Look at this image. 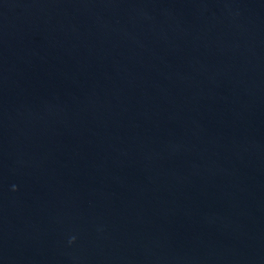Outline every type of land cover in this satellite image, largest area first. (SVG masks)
Returning a JSON list of instances; mask_svg holds the SVG:
<instances>
[{
    "label": "water",
    "instance_id": "obj_1",
    "mask_svg": "<svg viewBox=\"0 0 264 264\" xmlns=\"http://www.w3.org/2000/svg\"><path fill=\"white\" fill-rule=\"evenodd\" d=\"M0 264H264V0H0Z\"/></svg>",
    "mask_w": 264,
    "mask_h": 264
},
{
    "label": "clouds",
    "instance_id": "obj_2",
    "mask_svg": "<svg viewBox=\"0 0 264 264\" xmlns=\"http://www.w3.org/2000/svg\"><path fill=\"white\" fill-rule=\"evenodd\" d=\"M13 188H15V185H13Z\"/></svg>",
    "mask_w": 264,
    "mask_h": 264
}]
</instances>
